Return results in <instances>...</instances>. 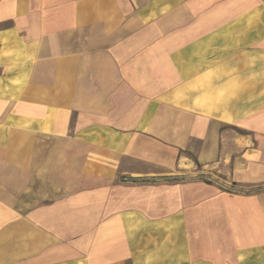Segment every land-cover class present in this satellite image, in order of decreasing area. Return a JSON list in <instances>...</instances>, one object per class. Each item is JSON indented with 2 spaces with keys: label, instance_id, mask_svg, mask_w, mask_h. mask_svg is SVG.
Here are the masks:
<instances>
[{
  "label": "crops",
  "instance_id": "0c3cea01",
  "mask_svg": "<svg viewBox=\"0 0 264 264\" xmlns=\"http://www.w3.org/2000/svg\"><path fill=\"white\" fill-rule=\"evenodd\" d=\"M0 264H264V0H0Z\"/></svg>",
  "mask_w": 264,
  "mask_h": 264
}]
</instances>
